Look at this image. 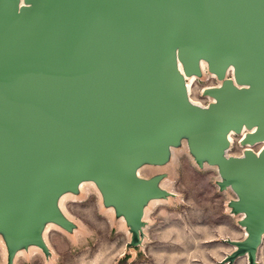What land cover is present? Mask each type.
I'll list each match as a JSON object with an SVG mask.
<instances>
[{"label":"water","instance_id":"95a60500","mask_svg":"<svg viewBox=\"0 0 264 264\" xmlns=\"http://www.w3.org/2000/svg\"><path fill=\"white\" fill-rule=\"evenodd\" d=\"M26 1L34 5L17 13V0H0V220L13 206V239L35 231L33 208L53 214L37 187L60 165L68 176L88 161L106 184L131 186L136 206L143 183L121 153L123 137L151 149L166 123L199 114L185 109L160 47L172 42L170 17L181 9L187 53L215 44L214 68L221 73L233 56L243 64L238 81L255 83L238 91L227 80L210 90L226 103L202 112L199 150L218 151L224 130H239L243 120L257 124L247 142L264 140V0ZM221 170L224 183L243 195L239 209L253 215L237 253L255 264L264 231V150L260 158L246 152Z\"/></svg>","mask_w":264,"mask_h":264},{"label":"rangeland","instance_id":"374dc122","mask_svg":"<svg viewBox=\"0 0 264 264\" xmlns=\"http://www.w3.org/2000/svg\"><path fill=\"white\" fill-rule=\"evenodd\" d=\"M184 34L179 59L187 76L194 77L190 97L209 110L220 103L208 90L231 80L232 73L212 75L216 69L210 43L202 50L206 64L199 65L197 53L186 51ZM165 128L173 141L172 153L161 144L151 149L145 144L153 165L141 146L121 150L130 165L139 155L143 159L138 170L142 193L133 209L136 194L131 186L106 184L88 161L66 175V183L75 186L76 173H92L76 192L64 190L66 183L57 181L55 169L40 179L58 182L57 195L37 197L53 212L41 216L57 223L51 226L44 220L42 239L37 208H33L30 224L35 231L13 239L14 208L9 206L0 229V264H247L246 253H237L247 239V216L236 204L238 193L219 177L223 163L243 157L247 146L242 145V133L233 134L225 153H214L200 151L197 145L206 131L203 113L166 123ZM250 148L257 152L263 144ZM255 264H264V237Z\"/></svg>","mask_w":264,"mask_h":264},{"label":"bare ground","instance_id":"6f19581e","mask_svg":"<svg viewBox=\"0 0 264 264\" xmlns=\"http://www.w3.org/2000/svg\"><path fill=\"white\" fill-rule=\"evenodd\" d=\"M34 4L32 2H27L26 0H17L16 2V12H20V10L23 8V7H30V6H33ZM184 17V11L183 9H181L179 12H177L176 14H173L171 15L170 19L171 21L173 22L174 26H173V29L170 33L171 37H172V42L167 44V43H161L160 44V47L165 49L168 54H169V62L167 63V67L171 70L173 76L175 77L176 79V82L178 84V90H177V94L178 96L180 97L185 109L187 111H190L192 113H202L204 111H206V107L202 106L201 104L195 102L191 97H190V83L191 81L194 79V77H189L187 76L188 74H186L185 70H184V66L181 62V60L179 59V49H180V43H181V40H180V37L182 35V27H181V21ZM219 35V30L217 28L213 29L212 32H211V36H214L215 38L218 37ZM216 53V46L215 44L212 45V54L215 55ZM197 57H198V63L199 65H203V67L205 66V61H204V55H203V51L202 49L199 50L197 52ZM243 67V64H237L235 63L234 59H233V56H231L225 67H224V75H226L228 72H231L232 73V77H231V84H232V87L237 89L238 91H242V90H250L251 88H253L255 86V83H254V80L251 79L250 81H238L237 79V74H236V71L241 69ZM215 72H211L213 76H217L218 73L220 74V70L218 68H215ZM180 87V88H179ZM222 89L223 88V84H220L218 87H213V88H210L208 91H210L211 89ZM213 99L215 102H218V103H222V104H225L226 102L223 100V99H220L218 98L217 96L215 95H212ZM239 130H236L232 125H229L223 132V140L225 141L224 143L220 144V147H219V150L218 152H222V153H225L227 151V148L229 146V143L232 141V136L233 134L237 133V131H240L242 133V138H241V142H242V145L243 146H247V148H245V153L246 152H252L256 155L257 158H260V154L261 152L264 150V140H255V141H252V142H247L246 141V137L253 133L257 127V124H254L252 126H249L247 124V120H243L241 121L240 123V126H239ZM182 135H185L187 136L188 134L186 132H181ZM126 139H132V143H127ZM123 148L125 151L128 150V151H131V148L132 147H140V149H142V153H144L143 155H145L147 158L150 157L149 156V153H148V150L145 148V145L143 144H138V143H135L137 140L136 139H133V138H126V137H123ZM158 141L161 145L164 146V148L169 152V153H172V150H171V146L173 144V141L171 140V138L169 137L168 133L166 131H161L159 134H158ZM263 144V148L260 150V151H257L255 152L252 148H250L251 146L253 145H256V144ZM228 144V145H227ZM224 147V148H223ZM121 149V150H122ZM116 151V149H115ZM245 153L243 154V157L245 156ZM142 156L139 155L138 157V160H136L134 162V164H131V165H128L129 168H130V171H131V174L135 177V179H138V180H141V177L139 176V168L141 167V162H142ZM149 160L148 163L149 164H154V162L151 163V159H147ZM156 162V161H155ZM92 163V161H91ZM221 169L225 166V163H223L221 165ZM60 168V169H58ZM58 168H53L54 169H57L59 171H57L54 175V177H56L57 181L58 180H63L65 183H66V166H63V165H60L58 166ZM52 170V171H53ZM222 171V170H221ZM220 171V178L221 180H225V176L224 174ZM59 174V175H58ZM91 176L92 173H88V174H84V173H76V175L74 176V182H75V186H73V184L71 183H66L64 184V190L65 189H70L74 192L79 191L80 190V187L83 183V180L85 178H87L88 176ZM94 177V176H93ZM49 182L46 181H42L38 184V187H37V192L39 194V196L43 197L44 195H47V196H51V195H54L56 196L57 195V189H56V184H58V182L54 183V184H48ZM100 185V184H99ZM237 193H238V198L236 200V203L238 204L239 201L243 198V195L241 194V191L237 188V187H234L232 185H230ZM101 187V185H100ZM76 189V190H75ZM102 189V187H101ZM250 208H243L242 211L245 213L244 215L247 216V220L250 219L251 217H253L252 213H251V210H249ZM241 213V212H240ZM242 214V213H241ZM35 215L38 216V221L40 222V230L41 231V235H42V239H43V226L45 224L44 220L46 219L47 222H50L51 223V226L52 225H55L57 222L52 219V218H49L48 216H41L40 213H35ZM243 215V217H244ZM5 221V218L2 217L1 220H0V229H2L3 227V223ZM250 225L247 224V236L250 235ZM263 237H264V231L261 233V241L259 243V245L257 246L256 248V251L255 253L257 252V249L259 248V246L261 245V243L263 242ZM19 244L21 245L22 244V240L19 242ZM33 245H36L37 247L38 244L36 243H33ZM242 248V247H241ZM240 248V249H241ZM19 250V249H18ZM17 250V251H18ZM247 255V253H246ZM251 261L248 260L247 261V264H251L250 263Z\"/></svg>","mask_w":264,"mask_h":264},{"label":"crops","instance_id":"0c3cea01","mask_svg":"<svg viewBox=\"0 0 264 264\" xmlns=\"http://www.w3.org/2000/svg\"><path fill=\"white\" fill-rule=\"evenodd\" d=\"M247 238H248V236H247ZM247 261H248V255H247Z\"/></svg>","mask_w":264,"mask_h":264}]
</instances>
